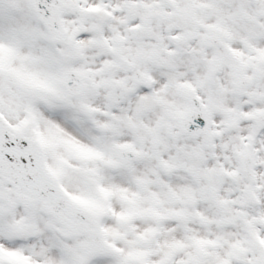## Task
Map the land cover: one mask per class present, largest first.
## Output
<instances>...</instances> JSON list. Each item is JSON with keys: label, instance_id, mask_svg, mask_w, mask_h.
I'll list each match as a JSON object with an SVG mask.
<instances>
[{"label": "snow or ice", "instance_id": "snow-or-ice-1", "mask_svg": "<svg viewBox=\"0 0 264 264\" xmlns=\"http://www.w3.org/2000/svg\"><path fill=\"white\" fill-rule=\"evenodd\" d=\"M0 264H264V0H0Z\"/></svg>", "mask_w": 264, "mask_h": 264}]
</instances>
